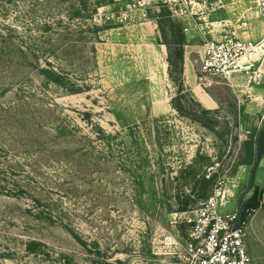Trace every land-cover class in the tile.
<instances>
[{
  "label": "rangeland",
  "instance_id": "1",
  "mask_svg": "<svg viewBox=\"0 0 264 264\" xmlns=\"http://www.w3.org/2000/svg\"><path fill=\"white\" fill-rule=\"evenodd\" d=\"M84 1L89 9H96L93 21L108 26L99 35L96 52L68 71L74 82L87 89L66 95L24 70L20 78L25 83L18 92L10 86L17 82L14 74L0 64V186L8 190L0 189V264H115L116 260L155 264L169 251L165 236L174 233L171 220L180 207L177 195L183 199L190 194L182 180L174 179L186 165L197 161L206 177L216 175L221 213L237 206L249 182L251 166L236 163L248 131L259 128L264 117V82L248 83L245 76L231 82L218 79L203 90L196 80L203 42L195 29L185 34V21L171 18L162 8L151 23L119 22L117 11L129 0ZM221 1L226 10L206 19L210 28L211 22L235 18L231 12L240 14L248 5V0ZM29 2L0 0V28L13 25L23 35L36 34L28 22L39 14H29L25 7ZM111 14L115 18L107 20ZM245 19L249 38H257L259 21L252 12ZM172 24L181 25L184 55L195 61L193 87L184 82L193 97L185 90L178 94V76L168 64V57L174 56V46L170 45L171 51L167 47L173 39ZM18 95L28 96L33 108L15 116L10 106L19 103ZM180 96L188 112L184 115L173 106ZM204 96L215 101L214 108L204 102ZM197 102L214 113L202 117ZM27 118L36 123L63 119L86 136H92L95 125L123 137L128 127L136 128L145 140L150 162L132 172L115 146L113 157L97 160L79 151L86 141L78 137L55 140L47 133L51 129L28 137L32 129L26 125ZM31 139L34 144L29 143ZM20 186L26 188L24 194L12 191ZM191 198L195 203L191 201L188 208L202 200L194 194ZM241 203L256 208L249 218L247 248L251 264H264V200L251 188ZM40 208L51 212L52 222L39 217ZM30 240L42 242L47 253L27 254Z\"/></svg>",
  "mask_w": 264,
  "mask_h": 264
},
{
  "label": "trees",
  "instance_id": "2",
  "mask_svg": "<svg viewBox=\"0 0 264 264\" xmlns=\"http://www.w3.org/2000/svg\"><path fill=\"white\" fill-rule=\"evenodd\" d=\"M6 1L9 2L11 0ZM29 1L30 2L27 4L28 7L25 6L29 14L33 12L39 14L36 15L34 20L29 18L30 21L28 22L29 25L35 26L34 30H36V34L33 35L28 33V35H23L19 29L13 25L2 24L3 27L0 28V64L7 65V68L14 74L13 80H17V82L10 84L12 90L16 89V91H18V87L25 83V78H20V72L29 70L37 74L40 81L46 87H56L57 89H61L62 93L66 95L83 92L87 89V86L74 82L70 78L68 71L77 65V61L86 60L88 58V53L94 54L96 52L95 45L100 42L99 35L107 29L108 26L98 25L93 21V14L96 9H89L87 2L84 0ZM36 9L38 10L36 11ZM171 36L173 38L172 41L166 44H168L167 47L169 51H171L170 45L174 46V56L171 55L168 57V64L171 71L173 69L178 76L176 78L179 85L178 94L185 90L190 97H193L188 91V88H184V34L182 33L180 24L171 25ZM50 57L56 61L58 60L60 64L50 60ZM75 58H77V60H74ZM42 60L44 61L43 63H41ZM14 84L17 86H14ZM16 94L17 93L14 92V95ZM28 99V96H17L16 100L19 103L10 106V108L14 110L15 116H18L20 111L26 110L30 112L33 105ZM180 100L181 96L177 98L178 102L175 104L173 103V106L176 111L184 115L188 112H186L184 107L180 104ZM197 106L201 109L200 115L204 118L214 113L210 109L203 108L198 102ZM45 107L50 109L49 106ZM85 116L89 119L88 113H86ZM22 117H24V115ZM27 121L26 125L32 129L28 137L38 136L43 129H51L47 133L53 135L55 140L66 138L67 141H71L78 137L86 141V143L82 145L83 148H80L79 151L84 155L97 158V160L104 159L107 155H109L108 157H113V146H115V148L117 147L120 149V154L123 155L127 161V164H124V166L126 168L129 166V170L132 172L140 171V167L143 166V164L147 165L150 162L145 140L140 136L136 128L128 127L126 136L123 137L120 132H106L100 126L95 125L92 136H86L79 134L80 130L77 125L70 124L63 119L51 120V118H48V120L44 119L43 122L36 123L33 122L34 120L31 122L30 119L27 118ZM29 143L34 144L32 139L29 140ZM97 143L100 145L96 146ZM26 153L31 156L30 151ZM263 155L264 117L261 119L259 128L255 127L248 131L243 141L242 157L236 165L250 167L254 164L255 160H257L258 165ZM255 170L251 175V188L257 190V188L254 187ZM174 179L177 181L182 180L183 186L187 187L186 189L190 191V194H186L183 199H180V197L183 196L182 194L181 196L180 194L177 195L180 202L178 211L187 210L191 201L195 203L191 195H197L196 199L203 200L210 196L214 188L220 183L216 175L206 177L204 172L201 173L197 161H194L193 164L186 165L185 169L180 172V176H176ZM0 189L5 190V187L2 188L0 186ZM13 189L12 191H14V193L24 194L26 192V188L22 186ZM35 202L39 204L40 200L36 199ZM249 209L256 210V208L241 203V219L246 218V211ZM38 213L39 217L45 216L44 219L50 222L53 221V216L50 214L51 212L46 214L44 208H40ZM71 234L74 238L80 240L73 231H71ZM94 245L96 246V244ZM45 248L46 246L37 240H30L25 246L27 254L32 256L44 255L47 253ZM68 263L69 262H67V264ZM100 263L101 262H97V264ZM103 263L108 264L105 261ZM115 264H121V261L116 260Z\"/></svg>",
  "mask_w": 264,
  "mask_h": 264
},
{
  "label": "built area",
  "instance_id": "3",
  "mask_svg": "<svg viewBox=\"0 0 264 264\" xmlns=\"http://www.w3.org/2000/svg\"><path fill=\"white\" fill-rule=\"evenodd\" d=\"M221 0H129L117 11V21L129 23L152 22L162 8L171 18L185 21L184 32L195 29L203 42L196 80L201 89L210 88L215 80L231 82L241 76L248 83L264 82V0H248V5L235 18L215 20L208 27L206 19L217 14L224 5ZM259 21L261 33L249 38L247 13ZM153 14V17L151 15ZM114 14L107 20L114 19ZM203 20V23L200 22ZM209 35V38H207ZM220 185V183L218 184ZM218 185L212 194L196 206L172 215L174 233L165 236L169 251L155 264H251L247 248L249 218L256 211H246V218L237 220V206L221 213Z\"/></svg>",
  "mask_w": 264,
  "mask_h": 264
},
{
  "label": "crops",
  "instance_id": "4",
  "mask_svg": "<svg viewBox=\"0 0 264 264\" xmlns=\"http://www.w3.org/2000/svg\"><path fill=\"white\" fill-rule=\"evenodd\" d=\"M194 62L195 61H192L191 58L188 57V54L185 53L184 63H183V78H184V82L189 87H193L192 81L195 79V71L196 70L194 68V66H195ZM198 95H200V93H198ZM208 99H209V102L212 103V107H210V108H214L216 105L215 101L209 96H208ZM256 170H257V174H256V176H254V178H255L254 179V187L257 188L260 196L264 200V155L259 160L258 165L256 167Z\"/></svg>",
  "mask_w": 264,
  "mask_h": 264
},
{
  "label": "water",
  "instance_id": "5",
  "mask_svg": "<svg viewBox=\"0 0 264 264\" xmlns=\"http://www.w3.org/2000/svg\"><path fill=\"white\" fill-rule=\"evenodd\" d=\"M256 166H257V160H255L254 164L251 166V170H250V174H249V182H248V185H247V188L246 190H244L239 198H238V201H237V220L235 221L234 225H233V229H235L238 225V221H239V216H240V211H241V201L243 199V197L248 194L251 190V175H252V172L256 169Z\"/></svg>",
  "mask_w": 264,
  "mask_h": 264
},
{
  "label": "bare ground",
  "instance_id": "6",
  "mask_svg": "<svg viewBox=\"0 0 264 264\" xmlns=\"http://www.w3.org/2000/svg\"><path fill=\"white\" fill-rule=\"evenodd\" d=\"M200 99H201V98H200ZM203 99H204V102H205L207 105L212 106L211 103L209 102V100H207L205 96L203 97ZM200 101H201V100H200Z\"/></svg>",
  "mask_w": 264,
  "mask_h": 264
}]
</instances>
